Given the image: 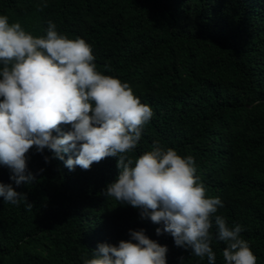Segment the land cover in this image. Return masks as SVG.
<instances>
[{"label":"trees","instance_id":"1","mask_svg":"<svg viewBox=\"0 0 264 264\" xmlns=\"http://www.w3.org/2000/svg\"><path fill=\"white\" fill-rule=\"evenodd\" d=\"M0 16L34 37L51 21L59 34L84 39L96 70L129 84L152 110L128 155L157 142L191 156L206 196L223 203L214 215L241 225L264 264V0H0ZM52 155L30 149L36 180L19 187L0 165V183L32 204L0 198V264H83L98 244L129 240L130 229L166 246V264H208L157 235L162 224L104 196L118 174L115 157L69 170ZM225 246L213 239L215 264H225Z\"/></svg>","mask_w":264,"mask_h":264},{"label":"clouds","instance_id":"2","mask_svg":"<svg viewBox=\"0 0 264 264\" xmlns=\"http://www.w3.org/2000/svg\"><path fill=\"white\" fill-rule=\"evenodd\" d=\"M94 60L84 39L59 34L51 21L45 35L34 37L0 16V165L9 169V179L17 187L36 180L27 166L33 147L38 153L49 150L69 170H89L93 163L115 157L118 174L105 186V197L138 209L141 219L162 224L157 235L169 234L176 246L207 257L208 264L216 260L214 238L226 245L225 264H256L241 237L242 226L229 227L224 217L214 215L223 203L206 196L191 156L181 157L157 142L138 157L128 155L152 110L129 84L98 72ZM0 198L32 207L27 194L12 184L0 183ZM129 237L115 246L98 244L91 256L81 257L83 264H166L167 247L144 229H130Z\"/></svg>","mask_w":264,"mask_h":264}]
</instances>
